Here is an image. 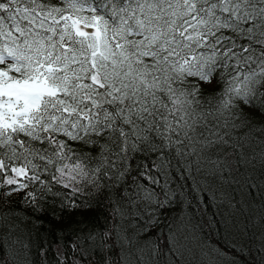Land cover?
<instances>
[{
	"label": "snow or ice",
	"instance_id": "1",
	"mask_svg": "<svg viewBox=\"0 0 264 264\" xmlns=\"http://www.w3.org/2000/svg\"><path fill=\"white\" fill-rule=\"evenodd\" d=\"M233 186L264 201V0H0V237L110 194L146 241L175 208L210 203L237 229ZM74 231L78 249L111 246L99 264H161L118 222Z\"/></svg>",
	"mask_w": 264,
	"mask_h": 264
},
{
	"label": "trees",
	"instance_id": "2",
	"mask_svg": "<svg viewBox=\"0 0 264 264\" xmlns=\"http://www.w3.org/2000/svg\"><path fill=\"white\" fill-rule=\"evenodd\" d=\"M130 187L134 189L136 186ZM223 191L225 196L231 195L240 203L239 209L233 210L237 229L226 228L224 218L219 214L215 204L210 203L203 210V216L199 213L189 216L188 213L194 212V209L175 208L168 214V220L154 230L155 235L148 241L143 236L136 235L139 224L135 215L123 218L114 216L115 209L119 207L115 204L114 195L110 194L102 201L94 200L91 204L93 211L86 215L77 212L73 217L69 213H63V225L59 224L62 215L59 205L53 211L49 204L44 212L38 214L39 219L36 216L31 217L30 222L28 219H23L18 224L19 230L15 235L0 237V264H16V253L20 248L15 243L17 237L29 246L26 250L28 264H56L54 256L57 252L64 253L66 261L69 262L75 259L77 264H81L79 257L84 254L86 261L90 259L94 264H99V257L107 256L111 246L97 251L92 242H88L78 249L79 241L74 230L88 228L94 230L98 238L100 234L111 230L115 222H118L129 236L134 237L140 246L147 244L151 249L158 245L159 249L163 250V255L153 252L152 259H159L161 264H171L170 256L177 260L178 264H202V262L215 264L211 255L214 249L223 250L228 254L224 258L229 261L234 260L235 264H264V253L259 251L264 248V240L261 239L264 228H261L259 220L260 215L264 213V209L260 207L264 201L261 200L260 192L254 189L249 196L236 190L235 186L232 189L225 188ZM124 195L127 196L128 193L125 192ZM124 208L127 211L128 205L124 204ZM135 211L136 209L133 208L132 213ZM16 215L23 216L20 212ZM209 220L214 223L209 225ZM77 221L83 223L77 224ZM166 238L168 247L172 249L171 253L165 248ZM85 248L91 251L86 253Z\"/></svg>",
	"mask_w": 264,
	"mask_h": 264
}]
</instances>
